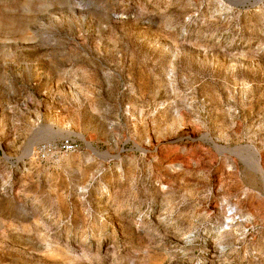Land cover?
I'll use <instances>...</instances> for the list:
<instances>
[{"label": "rangeland", "instance_id": "obj_1", "mask_svg": "<svg viewBox=\"0 0 264 264\" xmlns=\"http://www.w3.org/2000/svg\"><path fill=\"white\" fill-rule=\"evenodd\" d=\"M256 162L264 0H0V264H264Z\"/></svg>", "mask_w": 264, "mask_h": 264}, {"label": "built area", "instance_id": "obj_2", "mask_svg": "<svg viewBox=\"0 0 264 264\" xmlns=\"http://www.w3.org/2000/svg\"><path fill=\"white\" fill-rule=\"evenodd\" d=\"M79 144L72 138L62 139L56 145H42L37 151V157L45 158L48 155L57 152L58 154L68 155L77 151Z\"/></svg>", "mask_w": 264, "mask_h": 264}, {"label": "bare ground", "instance_id": "obj_3", "mask_svg": "<svg viewBox=\"0 0 264 264\" xmlns=\"http://www.w3.org/2000/svg\"><path fill=\"white\" fill-rule=\"evenodd\" d=\"M252 149L255 150L256 155H257V157H258V159H259V162H260V156H259L257 150L255 149V147H253V146H249V147H248V150H249V151H248L247 149H246V150L252 154V152L250 151V150H252ZM256 163H257V162H256ZM257 167H258L259 172H261L262 175L264 176V172H263V170L261 169L259 163H257ZM254 168H255L254 170L256 171V173L259 174V173L257 172V170H256V167H254ZM259 175H260V174H259ZM263 182H264V180H263Z\"/></svg>", "mask_w": 264, "mask_h": 264}]
</instances>
